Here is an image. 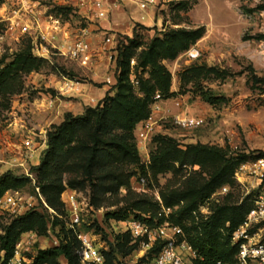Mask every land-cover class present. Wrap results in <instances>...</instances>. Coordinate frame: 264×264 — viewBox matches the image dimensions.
I'll list each match as a JSON object with an SVG mask.
<instances>
[{
  "label": "rangeland",
  "instance_id": "obj_1",
  "mask_svg": "<svg viewBox=\"0 0 264 264\" xmlns=\"http://www.w3.org/2000/svg\"><path fill=\"white\" fill-rule=\"evenodd\" d=\"M27 3L43 8L67 27H11L12 21L6 19L8 14H0V67L14 60L28 40L35 57L24 70L0 85V166L30 179L24 187L8 191L0 199L8 201V205L0 202V235L13 219L29 211L44 213L46 207L48 213H54L37 187V172L33 170L47 148V131L53 124L61 123L67 112L78 115L87 107L96 106L116 84L118 43L133 35L137 23L148 29H139V45L133 50L135 64L132 66L131 62L130 77L135 80L149 77L150 69L138 67V59L158 31L203 27L204 35L175 59L161 60L171 73L170 89L174 95L157 100L158 107L154 100L148 120L153 129L147 141L138 138L144 121L134 131L140 164L123 165L131 175L129 187H122L118 195H107L102 206L94 207V212L85 217L86 223L80 229L101 221L109 234L124 233L127 227L118 220L107 219V215L126 205L129 195L151 197L161 209L167 208L164 194L182 190L194 174L208 182L221 166L220 162L183 167L174 163L169 170L156 173L151 166L152 156L169 141L183 147L202 143L222 148L227 155L244 153L252 159L264 152V0H151L145 9L131 0H114L100 11V16L90 7L88 12L81 10L77 0H0V9L7 4L17 7ZM3 11L6 13L7 9ZM84 33L91 47L87 54L72 58L63 53L67 43ZM106 37H112L113 42L106 43ZM254 75L262 80L255 81ZM102 89L106 92L100 98ZM133 90L136 96L143 97L140 84H133ZM184 116L195 117L200 124L191 129L175 124L177 117ZM28 136L34 138L36 149L23 161L28 153L23 140ZM6 147H11V151ZM141 165L147 171L146 191L139 184ZM241 166L225 185L218 186L197 205L186 218L188 225L199 226L219 210H229L255 195L251 165L242 170ZM72 169L66 171L65 180H76L80 198L90 202L91 187L81 183V172ZM67 191L70 189L62 194V201L67 199ZM184 203L174 200L170 214H176ZM229 225L227 222L221 229L224 240L228 238ZM58 229L49 226L43 234L27 232L29 256L57 245ZM261 234L264 238V228ZM103 235L98 232L96 241L107 247ZM145 256L150 257L148 250L140 247L122 257V261L127 264Z\"/></svg>",
  "mask_w": 264,
  "mask_h": 264
},
{
  "label": "trees",
  "instance_id": "obj_2",
  "mask_svg": "<svg viewBox=\"0 0 264 264\" xmlns=\"http://www.w3.org/2000/svg\"><path fill=\"white\" fill-rule=\"evenodd\" d=\"M140 28L148 29L137 23L133 28V35L119 41L116 59L117 81L105 97L96 106L87 107L82 114L67 112L61 123L53 124L47 131V148L40 163L33 170L37 172V187L40 188L48 208L53 209L54 213H48V209L44 207V213L34 209L13 219L0 235V250L5 251L6 258L13 255L15 245L23 234L31 231L43 234L50 226L54 230L59 227L56 231L59 243L48 249H39L34 255L33 264H62L63 259L67 264H81V242L76 232L67 227L68 213L65 202L61 199L66 189L77 191L76 180H65V173L70 167L73 171L81 172V183H88L91 187L89 203L92 212L94 207L102 206L108 198L107 195H118L122 187H129L131 175L124 171L123 165L140 164L134 131L141 122L151 118V106L157 93L162 99L174 95L170 89L171 73L161 60L175 59L204 35L203 27H179L158 31L138 59V67L150 69L149 77L139 80L143 97H138L134 93L130 74L133 50L139 45ZM32 51L33 45L31 40H28L16 53L14 60L0 67V85L35 61ZM1 64L3 62H0ZM254 79L262 80L256 75ZM113 92L115 93L112 94ZM261 157H264V152L252 159L244 153L227 155L222 148L202 143L183 147L169 141L162 150L152 156L151 166L156 173L169 170L174 163L183 167L220 162L221 166L210 181L203 182L194 174L186 180L182 190L163 195L167 208L174 204V200L185 202L176 214L169 213L166 218L158 202L151 197L129 195L126 205L108 214L107 219L124 221L134 217L151 225L170 221L183 228L188 242L197 251V257L192 264H237L238 246L232 244L231 234L245 220L252 206L251 197L229 210H219L199 226L188 225L186 218L196 210L200 202L208 199L218 186L225 185L238 167ZM140 167V177L147 181V171L143 165ZM29 181L26 175H17L13 170L5 171L0 175V199L6 192L19 190ZM227 222H230L226 227L228 238L224 240L221 229ZM85 230L104 234L102 238L107 247L102 248L101 252L105 264H124L122 257L131 255L141 246V239H133L129 231L115 236L109 234L101 221H95ZM162 245V242L154 244L148 250L150 257L145 256L142 260L156 255Z\"/></svg>",
  "mask_w": 264,
  "mask_h": 264
},
{
  "label": "built area",
  "instance_id": "obj_3",
  "mask_svg": "<svg viewBox=\"0 0 264 264\" xmlns=\"http://www.w3.org/2000/svg\"><path fill=\"white\" fill-rule=\"evenodd\" d=\"M138 4L141 8H147L151 0H131ZM105 0H79V7H90L91 10L99 12L104 8ZM59 20L56 21V26L59 27ZM43 38H46L43 35ZM106 43H112V37L105 38ZM66 52L72 58H79L87 54L91 47L89 41L85 38V33L67 43ZM132 66L135 60L132 59ZM132 84H139V80L131 78ZM155 107H158V101L161 100V95H155ZM158 100V101H157ZM153 106V107H154ZM175 124L183 128H195L200 124V121L195 117H177ZM140 125V124H139ZM138 125V126H139ZM137 126V128H138ZM153 129V124L144 121L139 127L138 138L141 142L148 140L149 133ZM34 138L28 136L23 140V147L28 153L22 157L23 161H27L36 149ZM250 166V173L255 180V195L252 197V206L247 213L243 223L231 234V242L238 246L236 254L237 264H264V238L261 234L264 228V157H261L253 162L245 163L241 166V170ZM139 184L144 191L147 190V181L145 178H139ZM19 194V192H14ZM65 205L67 209L66 223L67 227L73 229L77 238L81 242L80 258L81 264H105V258L101 252L103 245L97 243L96 235L93 231L81 230L80 227L86 223L85 217L91 214L92 208L89 201L80 198L75 190L66 192ZM1 204L8 205V201H0ZM209 204V202H206ZM4 206V205H3ZM208 207V206H207ZM168 215L170 208H163L162 214ZM124 224L133 237V239H141V246L147 250L153 247L157 242H162L163 245L160 251L151 258L145 260H137L127 264H192L197 257V251L188 242L183 228L179 225L166 221L162 224L151 225L147 221L138 218H128L120 221ZM29 233H25L15 245L14 253L11 257L6 258L5 251L0 250V264H33L34 255L29 256L31 247L28 242Z\"/></svg>",
  "mask_w": 264,
  "mask_h": 264
},
{
  "label": "crops",
  "instance_id": "obj_4",
  "mask_svg": "<svg viewBox=\"0 0 264 264\" xmlns=\"http://www.w3.org/2000/svg\"><path fill=\"white\" fill-rule=\"evenodd\" d=\"M78 1L77 0V6H78ZM114 1V0H105V5L104 8H108L109 4ZM4 8L7 9L6 13L4 10ZM4 8L0 9V14L2 15H7V20L8 21H12V26L11 27H29L30 24H32L33 27H45L46 25H48L49 27H55L56 26V21L60 19L53 16L52 14H46L45 10L42 8H37L35 5L31 4V3H27L24 4V6H20L18 5L16 6H12L10 7V4H7ZM81 10L88 12L87 11V7H79ZM103 8V9H104ZM102 9V10H103ZM90 10V9H89ZM101 11V10H100ZM93 12L95 13V15L100 16L101 12ZM10 12H12V14H10ZM15 15V16H14ZM102 16V15H101ZM104 17V16H103ZM37 21V25H35L34 23ZM59 27H67V25H63L62 23L59 25ZM88 40V39H87ZM100 98H102L105 95L106 90L102 89L101 91ZM71 112V111H70ZM0 139H2V137L0 136ZM10 145V144H9ZM6 150L11 151V147H6ZM1 160V159H0ZM6 170H4L1 166H0V175L2 173H4ZM64 262L67 264V261L65 259L62 260V264H64Z\"/></svg>",
  "mask_w": 264,
  "mask_h": 264
}]
</instances>
